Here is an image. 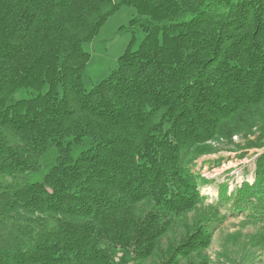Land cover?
<instances>
[{"label": "trees", "instance_id": "1", "mask_svg": "<svg viewBox=\"0 0 264 264\" xmlns=\"http://www.w3.org/2000/svg\"><path fill=\"white\" fill-rule=\"evenodd\" d=\"M122 7L144 39L88 90L84 47ZM256 133L247 149L264 148V0H0V264H211L220 209L196 164ZM254 176L234 203L264 230V152Z\"/></svg>", "mask_w": 264, "mask_h": 264}, {"label": "rangeland", "instance_id": "2", "mask_svg": "<svg viewBox=\"0 0 264 264\" xmlns=\"http://www.w3.org/2000/svg\"><path fill=\"white\" fill-rule=\"evenodd\" d=\"M136 15L134 8L122 7L107 20L97 37L85 45L84 49L91 55L83 77L88 90L117 68L118 59L133 39L135 48L141 44L144 34L137 28H130ZM27 91L19 90L15 99L30 97ZM257 137L258 133L248 138L239 136L232 141H221L216 145L219 148L217 154L205 156L196 164V172L208 180L201 187V193L207 199L204 205L213 203L220 209L219 221L213 225V240L207 250L211 264H264V243L258 245L254 241L264 233L262 217L255 215L254 208L258 203H234L239 188L255 182V160L264 148H247ZM91 145V141L86 140L83 147L75 150V155ZM56 157L57 149L51 148L43 156L40 170L28 176L29 184L42 182ZM226 196H231L233 201L227 202Z\"/></svg>", "mask_w": 264, "mask_h": 264}]
</instances>
